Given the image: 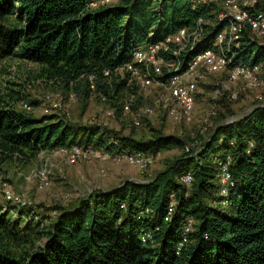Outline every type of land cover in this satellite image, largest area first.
Segmentation results:
<instances>
[{
    "label": "trees",
    "instance_id": "1",
    "mask_svg": "<svg viewBox=\"0 0 264 264\" xmlns=\"http://www.w3.org/2000/svg\"><path fill=\"white\" fill-rule=\"evenodd\" d=\"M93 1L0 0V61L15 56L36 63L49 79L67 88L85 87L86 95L93 92V76L94 91L112 101L130 90L128 75L116 70L140 44L160 41L200 17L213 24L206 26L207 43L222 28L215 9H193V0H118L92 8ZM166 13L171 14L168 21ZM10 18L15 22L9 24ZM243 42L234 65L264 60V47L248 36ZM137 93L134 88L132 94ZM142 100L138 95L136 102ZM151 132L149 139L114 137L102 127L56 115L35 118L23 109L0 106L1 161L25 151L36 156L72 146L155 157L170 148L182 150L152 179L94 191L75 209L60 208L48 224L33 217V207L11 205L0 216V264H264V102L220 124L198 149L176 136ZM227 158L233 186L229 205L222 207L219 163ZM187 173L193 176L190 186L181 182ZM14 212L19 220L30 217L24 227L7 220ZM190 222L187 243L177 255ZM144 234L151 238L143 242Z\"/></svg>",
    "mask_w": 264,
    "mask_h": 264
},
{
    "label": "rangeland",
    "instance_id": "2",
    "mask_svg": "<svg viewBox=\"0 0 264 264\" xmlns=\"http://www.w3.org/2000/svg\"><path fill=\"white\" fill-rule=\"evenodd\" d=\"M170 15L166 13V21L170 19ZM15 19L10 18L8 23L15 22ZM43 70L41 65L15 56L2 59L0 106L11 105L12 108L22 110L21 103L26 101L34 107L28 113L40 118L43 111L39 103L46 95H53L62 105L61 113H69L65 119L70 123L84 127L98 126L107 129L114 137L138 140L149 139L152 136L151 129H156L163 135L184 140L190 149H198L220 124L232 123L245 116L259 105L258 97L264 96V81L263 85L251 91L241 84H230L224 73L209 75L199 85L191 123H177L161 113L151 118L150 125L145 122L142 127L135 128L131 116L124 115L121 105L127 97L133 95L134 88L138 92L137 96L141 93L144 95L145 91L143 93L136 86L130 85V90H124L117 100L104 103L103 95L97 91L93 90L86 95L85 87L71 85L67 88L64 84L49 79ZM71 95H74L73 99ZM149 100V97L144 98L142 105H149ZM114 152L106 151L105 154L110 156ZM24 153L23 156H7L0 160V216H6V212L13 209L10 208L11 205L16 204L6 199L5 193L10 190L34 208V218L48 224L55 220L60 208L75 209L79 200L89 197L94 191L110 192L130 177L141 183L152 179L170 161L179 157L182 150L170 148L159 152L155 165L146 172L113 157L92 155L71 164L68 156L54 150L42 151L36 156L27 151ZM25 218L27 217L19 220V213L14 212L7 220L11 223L18 222L19 225L22 224L20 227H24Z\"/></svg>",
    "mask_w": 264,
    "mask_h": 264
},
{
    "label": "built area",
    "instance_id": "3",
    "mask_svg": "<svg viewBox=\"0 0 264 264\" xmlns=\"http://www.w3.org/2000/svg\"><path fill=\"white\" fill-rule=\"evenodd\" d=\"M116 3L118 0H96L89 6L97 8ZM263 4L264 1L261 0H193V9L197 7L215 9L212 14L216 15L222 24V28L211 42H206L205 31L206 26H213V24L200 17L194 24L181 28L160 41L147 40L136 47L131 59L116 70L121 76L128 75V86L134 85L143 93L145 91L144 95L139 92L142 99L150 98L149 105H139L136 102V95H131L123 101L122 111L124 115L131 116L133 126L142 127L145 122L151 121L152 117L161 113L177 123H191L199 95V85L209 75L224 73L227 76V82L241 84L251 91L263 85L264 60L253 66L234 65L235 51L241 49L246 36L264 47ZM105 75L108 76L109 73ZM90 80L92 89L95 90L94 77L91 76ZM70 97L73 99L74 95ZM151 98H153L152 101ZM258 100L259 104L264 102V96H259ZM102 101L108 103L110 100L103 95ZM21 104L26 112L34 108L26 101ZM39 104L43 111L42 116L56 115L65 118L69 115L65 113L66 111L64 114L61 113L62 105L53 95H46ZM54 151L68 156L71 164L92 155L103 158L113 157L117 161L126 162L146 172L156 163V157L151 153L125 150L107 156L105 154L107 150L92 145L61 147ZM219 165L218 180L222 199L220 205L227 207L230 188L233 186L230 158L220 161ZM181 182L190 186L193 182L192 174L187 173L181 178ZM5 195L7 201L14 202L19 207H31L10 190ZM174 204V202L171 203L169 214L173 212ZM191 228L192 222L185 229V236L178 246L177 255L187 243L186 234L192 230ZM150 238V234H144L142 241L145 242Z\"/></svg>",
    "mask_w": 264,
    "mask_h": 264
},
{
    "label": "crops",
    "instance_id": "4",
    "mask_svg": "<svg viewBox=\"0 0 264 264\" xmlns=\"http://www.w3.org/2000/svg\"><path fill=\"white\" fill-rule=\"evenodd\" d=\"M115 176H117V175H115ZM127 180H133L134 181L135 179H133V177L132 178L130 177L128 179H125L124 181H127Z\"/></svg>",
    "mask_w": 264,
    "mask_h": 264
}]
</instances>
